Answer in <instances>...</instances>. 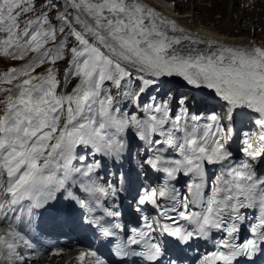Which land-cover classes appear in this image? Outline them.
Here are the masks:
<instances>
[{
	"label": "snow or ice",
	"instance_id": "snow-or-ice-1",
	"mask_svg": "<svg viewBox=\"0 0 264 264\" xmlns=\"http://www.w3.org/2000/svg\"><path fill=\"white\" fill-rule=\"evenodd\" d=\"M0 57L25 61L0 74V264L63 253L45 217L106 249L80 264L264 257V46L143 0H0Z\"/></svg>",
	"mask_w": 264,
	"mask_h": 264
},
{
	"label": "rangeland",
	"instance_id": "rangeland-1",
	"mask_svg": "<svg viewBox=\"0 0 264 264\" xmlns=\"http://www.w3.org/2000/svg\"><path fill=\"white\" fill-rule=\"evenodd\" d=\"M158 12H170L177 17L193 14L201 26L197 30L205 31L204 27L215 26L218 31H225L238 26L242 37L251 35L255 43H264V0H151ZM194 3V4H193ZM196 7V11L192 8ZM179 11V12H177ZM182 14V15H179ZM171 16V15H170ZM228 19V20H227ZM213 28V27H212ZM211 28V29H212ZM224 29V30H223ZM232 30H235L232 29ZM218 34V33H216ZM219 35V34H218ZM231 39V38H228ZM14 61L0 58V72ZM67 60L59 62L61 73ZM24 64V63H22ZM22 66V65H21ZM72 81L67 87L71 91L75 84Z\"/></svg>",
	"mask_w": 264,
	"mask_h": 264
},
{
	"label": "bare ground",
	"instance_id": "bare-ground-1",
	"mask_svg": "<svg viewBox=\"0 0 264 264\" xmlns=\"http://www.w3.org/2000/svg\"><path fill=\"white\" fill-rule=\"evenodd\" d=\"M143 2L154 8V3L151 0H143ZM155 10H158V9L155 8ZM194 10L196 11V7L192 8V11ZM159 13L162 16L172 21H175L180 27L184 28L186 32L196 37L210 39V40L223 43V44H227V45H248V44L255 43L252 41L254 39H251L252 37L250 34L242 37V30H240L238 26L232 28V29L235 28V30L229 29L225 31H222V30L218 31L220 29H217L215 26H212L213 28L209 26V27H204L205 31L203 30L201 31V29L199 31L197 29L200 28L201 26L198 25V22L193 14L192 15L191 14H184V15L179 14V15H182L183 17H179V16L177 17V15L174 16L170 14V12H159ZM216 33H218L219 35ZM228 38H231V39H228ZM255 44L259 46H264V43H261V45L259 43H255ZM170 85L171 84H168L167 87H169ZM169 88L173 89V87H169ZM50 264H53V262H51Z\"/></svg>",
	"mask_w": 264,
	"mask_h": 264
}]
</instances>
